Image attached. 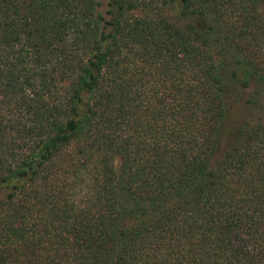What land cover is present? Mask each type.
I'll list each match as a JSON object with an SVG mask.
<instances>
[{
  "label": "trees",
  "instance_id": "1",
  "mask_svg": "<svg viewBox=\"0 0 264 264\" xmlns=\"http://www.w3.org/2000/svg\"><path fill=\"white\" fill-rule=\"evenodd\" d=\"M0 264H264V0H0Z\"/></svg>",
  "mask_w": 264,
  "mask_h": 264
}]
</instances>
